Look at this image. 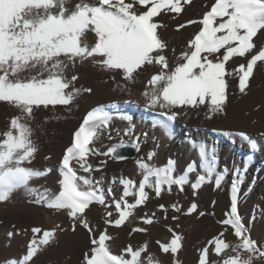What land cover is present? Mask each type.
<instances>
[{"label":"snow or ice","instance_id":"snow-or-ice-1","mask_svg":"<svg viewBox=\"0 0 264 264\" xmlns=\"http://www.w3.org/2000/svg\"><path fill=\"white\" fill-rule=\"evenodd\" d=\"M66 2L0 0V102L14 107L19 113L10 119V127L0 140V202L8 201L20 189L35 195L36 189L31 181L52 171H37L25 166L38 151L32 139L34 130L30 121L34 119L36 110L57 105L67 107L73 103L80 90L72 88V82L78 77L72 75L69 79L66 75L70 65L91 60L101 70L118 74L128 83H135L136 78L150 66H158L157 72L147 81L142 95L147 109L161 110V119L153 126L162 129L171 139L174 136L171 122L181 114H187L188 110L203 109L207 119L225 115L229 96L226 77L238 76L239 92L247 94L254 69L258 62H264V47L253 53L257 47L254 38L258 34L264 37V0H213L202 18L187 22L188 25L199 24L200 27L189 40L188 50L177 57L180 62L171 69L166 56L168 45L158 31L164 25L154 18L162 12L179 16L192 0H79L71 10L65 6ZM186 26L181 24L177 30ZM89 33L94 34L91 46L84 40ZM172 51L175 53V49ZM234 57H248L235 69V73L226 67ZM85 91L91 92V89ZM116 118L126 122L128 127L124 135L134 137L136 142L132 146L139 150L140 137L134 136V116L120 111L116 106L98 107L88 113L75 132L72 145L62 157L57 169L58 193L45 190V195L37 196L34 201L55 212H64L72 221V231L77 226L87 230L90 245L81 264H145L142 254L148 252V244L145 243L138 249L128 246L123 254H114L109 243L113 237L107 228L94 233L87 219L86 212L93 204L106 209L114 206L118 218L105 219L104 223L120 228L135 209L148 201L149 192L146 189H151L159 198L165 191L171 192L173 186L184 192L185 185H189L195 196L207 183H214V187L220 189L229 174L227 166L218 169L216 147L209 148L206 143H200L199 171L190 165L186 173L177 176L173 161L164 167L138 161L137 168L143 174L141 182L137 185L134 180L121 177L122 195L108 201L112 188L105 190L102 181L91 177L93 171L100 169L93 168L89 157L103 155L113 160L126 159L118 151L127 146L123 140L109 146L105 152L95 148V142L105 133L109 139L112 138L110 127ZM144 135L147 136L146 133ZM222 135L233 143L238 138L251 151L259 150L257 140L247 133L225 131ZM260 135L264 136V133ZM154 156L155 152H150L148 160ZM73 161L79 170L89 175H79ZM101 163L106 164L107 161ZM247 168V160L243 168L234 167L230 184V210L223 220L218 221L232 230L239 242L230 245L221 238L223 232L208 241V246L214 245L216 256H223L230 248L235 255L227 256L221 262H212L209 260V247L206 246L200 251L198 264H253L254 259H264V250L251 239L238 210ZM193 171L197 172L195 182L190 181L188 175ZM111 183H116L115 178ZM129 196L135 198L134 202H128L126 198ZM172 207L175 212L181 211L178 205ZM160 209L167 212L163 204ZM197 209L198 205L191 203L186 214ZM199 215L206 213L201 211ZM112 216V211H108L107 217ZM172 219L178 217L173 216ZM153 222V218L147 215L143 218L146 225ZM59 228L57 225L53 230L44 231L40 245L47 246L54 242ZM32 231L40 233L41 230L33 228ZM132 231L146 233L148 229L137 227ZM160 248L163 253H171L175 257L182 248V237L173 233L170 243L161 244ZM39 251L37 242L33 240L23 260L13 259L9 264H31ZM146 264H159V261L148 255ZM174 264H179V261H174Z\"/></svg>","mask_w":264,"mask_h":264},{"label":"bare ground","instance_id":"bare-ground-1","mask_svg":"<svg viewBox=\"0 0 264 264\" xmlns=\"http://www.w3.org/2000/svg\"><path fill=\"white\" fill-rule=\"evenodd\" d=\"M76 1L79 2V0ZM212 2L213 0H192L191 4H193L192 6L195 9L194 15L190 18L188 17L187 19L185 17L186 14L181 13L178 16L179 20H181L182 22L183 21L185 22L186 20L189 19L192 20L195 17H197L196 15H198L199 18L200 17L202 18V15L207 10H209L208 5H210ZM167 14L162 12L160 16L155 17L154 19L158 21L160 17H165ZM163 25L164 27L160 28L158 31L162 36V39L165 40L171 37L170 35L173 30L171 31L170 25L169 26H166V24ZM199 27L200 25L198 26L194 25L193 27L190 28L191 31L190 34L192 37ZM187 31L188 30L186 29V32ZM91 34L92 33L87 34L84 37V40L86 43H90L92 45L94 41V35ZM256 68L258 69H255V71L257 72L260 71L264 73V62L258 63ZM255 76L256 75H254L253 73V76L249 81V88H248V89L251 88L254 91L250 95L238 93L240 94L239 101L237 100L235 101V99L234 101L233 100L231 101V99H233V96L236 95H234L235 88L233 87V83H232L233 80L228 78L229 96L226 106V114L221 116L219 115L218 117H213L212 119H207L203 115L204 114L203 109L195 110V111L188 110L187 117H185L183 114L177 117L175 121L176 126L172 128L174 132V136L171 139H169L164 134L162 129L153 126V124L157 120L161 119L158 116L161 110L158 108L157 109L145 108L143 106L145 105V101L141 99L140 96H135L133 99L134 101L139 102V104L141 105H138L135 102L133 103L132 101L131 102L126 101L127 99L128 100L130 99L129 97H122L121 100H119L121 102H114L118 100L117 98H115L116 96L114 97L103 96L102 98L103 100H99V98L96 99L94 94L92 96L83 93L77 95L76 98L74 99L75 101L74 104L77 106V114H76L77 118L71 124L70 132L72 135L74 131L75 132L78 131L83 123V120L86 118L88 113L101 106H116L120 111H127L128 113L134 116V120H133L134 136L140 137L139 150H137L134 147L136 151H138L135 157L133 158L126 157V159L124 160H113L110 157H106L103 155H93L89 157V163L93 166L94 169L98 168V166L103 167L101 168L102 170L93 171L91 173V177L94 180H100V178L101 179L104 178L107 181L106 183L108 184V188L111 187L112 190L116 189L119 191L117 192V195L120 193L119 197L123 193V186L119 183V179L121 177L130 178L134 180L137 183V185L143 179V174L137 168L138 161H145L154 167H164L168 164L169 161H173L176 170L175 174L178 176L180 174L186 173V170L190 165L195 166L199 171L200 157L198 152V145L200 143H206L209 146V148L215 146L218 155V169H223L225 166H227V168L229 169V174L226 177L225 181L222 182V186L220 189H216L214 187V183H207L204 184L199 189L197 194L194 196L192 194V189L190 188L189 185H185V191L183 193L178 192L176 190L177 187L173 186L174 190H172L170 194L167 191H165L164 193H162L161 197H159L163 201L158 199H153L154 193H152L151 189H146V191L149 192V199L145 204L138 207L142 211L148 208L149 210L154 212L155 203L158 205L163 204L167 206L172 199L173 201L182 204L181 206H179V203H177L178 206L182 208V210L185 205L196 203L198 205V210L196 212L191 213L192 215L190 216L187 215L185 217L187 219V222L189 223V231L192 230L197 225L196 229L192 233V239H191L192 244L196 242L198 235L200 234L204 235V232H206V229L209 227L207 225L208 222H211V227L213 228L214 231L216 230L218 231L220 226L217 221L223 220L225 218V213L230 210V184L232 180V171L236 166H240L241 168H243L244 161L247 160L248 168L243 176L238 210L242 222L245 224V226L248 229L251 239L254 241L258 240L263 247L264 246V136H261L260 134L264 133V80H260L258 77ZM103 86L106 87L107 85H103ZM122 99L123 100L126 99V100L123 101ZM31 127L33 128V130H35L33 125ZM127 127L128 125L126 124V122L121 121L118 118L114 119L110 127L112 138L109 139L108 134L105 133L100 140L95 142V148L99 152H105L108 150L109 146L114 145L121 140L124 141L125 145L133 147L132 144L136 142L134 137H128L124 135V131L126 130ZM225 131L247 133L250 137L257 140L260 146L259 150L251 151L249 146L246 143L242 144L238 138L236 139L235 143L231 142L227 137L222 135V133ZM145 133L147 134L146 137L144 135ZM72 142H73L72 138H68L62 144L55 158H53L52 160L40 162L37 161L39 160L37 159L31 161L30 163H27L25 166L30 169H34L37 171L52 169V171L43 179H41L40 177L33 179L31 181V185L33 186L34 189H36L35 195H29L25 190L20 189L14 192L10 197V199L14 198V199H18L19 201L35 203L34 201L37 196L43 197L45 195V190H50L52 193H58L59 173L57 169L61 163L60 160L61 157H63V155L65 154L64 151L72 145ZM194 145L196 146L194 147ZM150 152H155V156L149 161L148 154ZM105 160L107 161V163L102 164L101 161H105ZM72 164L73 167L77 168L79 175H84V176L89 175L88 173H84L82 170H79V167L78 165H76L75 161H73ZM188 175L190 181L192 182L196 181L197 178L196 171H193ZM113 178H115L116 183L110 184L109 182L110 181L112 182ZM105 190H107V185ZM113 194L114 192L112 191V195ZM110 198L108 196L107 200ZM126 199L128 200L129 203H132L134 202L135 198L129 196ZM32 208L31 210H27V212H23L19 210L15 212L12 211L14 222H16L18 225L16 229L14 228L15 230L13 229L14 234H12L11 238L5 237V241H7L8 244L10 243V246L8 245V247L5 248V251L3 249L4 254H7L8 257L10 258H13L11 256L14 257L17 256L16 252H20V251H23L24 256L27 255L29 250V246H27V244L29 243L31 244L33 240L37 241L39 234V233H34L32 231L33 228H39L41 230V228L45 225L46 228L48 227V225L51 227L54 226L55 228L57 225H61L60 219H56L58 215H53L54 212L52 210L46 209L44 206L43 208H41L42 209L41 211H39L35 207L33 209ZM209 209H212L213 212L215 211V213H217L216 218L210 214L211 210ZM100 210H101L100 205L93 204L90 207V209L86 212L87 219H90L92 217L93 218L101 217ZM199 211H205L208 215H204L202 219H198L196 217V214ZM58 213L65 214L64 212H58ZM93 220H95V218ZM133 223L136 227L141 226L149 229L153 227V225H151V227L149 226L147 227L146 225H139L137 218L134 219ZM125 226L126 225H123L119 229L123 230L126 228ZM6 228H8V226H6ZM224 230L228 231L231 236V238L227 236V238L224 239L226 242H228L230 245L231 242H235V241L237 243L239 242L238 238L235 237L232 230L227 228H224ZM134 236L138 237L140 236V233L139 232L134 233ZM183 248L184 246L182 245L181 249ZM185 250H187L188 252L187 258L193 256L194 251L190 250L189 248H186ZM78 252H79V247H77V245L72 244L69 245V247L60 248L57 251H53L52 253H54V256L58 257L59 259L60 256H65V255L67 256L68 254H72L73 257L74 256L76 257ZM228 252L232 255H235L234 252H231V248L229 249ZM228 252L225 254H228ZM160 255L165 257L169 256V255H165L162 252H160ZM199 255H200V251L197 252L198 257ZM24 256L22 255V257ZM170 258L172 257L170 256ZM38 260L42 261L41 258H39Z\"/></svg>","mask_w":264,"mask_h":264},{"label":"rangeland","instance_id":"rangeland-1","mask_svg":"<svg viewBox=\"0 0 264 264\" xmlns=\"http://www.w3.org/2000/svg\"><path fill=\"white\" fill-rule=\"evenodd\" d=\"M75 1L76 0H73V1L67 0V3L65 6L69 10H71L73 6L76 3H78V1L76 2ZM192 5L193 4L186 5L185 11L183 12L186 14L185 17L187 19L188 17L190 18L194 15L195 9ZM196 16L197 17H195L192 20H198L201 18V17L199 18L198 15ZM190 20L191 19L186 20L185 22L184 21L182 22L181 20H179L178 16L175 13H169L165 17H160L158 19V22H162V24H166V26L170 25L171 31L173 30L170 35L171 37L167 38L169 41L167 39L164 40L168 45L166 56L169 60L170 69L173 68L178 62H180L177 60V57H179L183 51L188 50L187 44L189 40L192 38L190 34L191 33L190 28L193 27L194 25L196 26L199 25V24L188 25L187 22ZM181 24H185L187 26L177 30L178 26ZM186 29L188 30L187 32H186ZM184 32H186L187 34ZM91 35H94V34H91ZM254 43L257 45V47L253 50V53L257 52L259 48L264 47V37H261L258 34L257 37L254 38ZM88 44L91 46L90 43ZM172 49H175V53H173ZM96 59H99V58H96ZM247 59L248 57H234L231 61L228 62V65L226 67L229 69V71L235 73V69H237L241 63H245ZM258 63H263V62H258ZM89 64H90V67H89ZM255 69H258V68H255ZM255 69H254V75H256L255 77H258L260 80H264V73L260 71L257 72L255 71ZM157 70H158V66H150L147 71L142 72V74L136 78L135 83H128L125 80H123V78L120 75L103 71L97 65L93 64L91 60H86L83 63L77 62L75 66L70 65L69 68L67 69L66 75L68 76L69 79H71L72 75H75L78 77L75 81L72 82V88L80 90L79 94L83 93L89 96H92L94 94L96 99L99 98V100H103L102 99L103 96H107V97L116 96L115 98H117L118 100L114 102H121L119 100H121L122 97H129L130 98L129 100L128 99L127 100L125 99V100L128 102L132 101L133 103L135 102L136 104L141 105L139 104V102L134 101L133 98L135 96H140V98L145 101L142 93L146 89L147 81L150 79L151 75L157 72ZM228 78L233 80L232 83H233V87L235 88L234 95H236V96H233V99H231V101L232 100L234 101V99L235 101L236 100L239 101L241 93L239 92V88H238V76L232 75L230 77H226L227 80ZM103 85H107V86L104 87ZM86 89H91V92L85 91ZM246 91H247V94L245 95H248V94L250 95L252 94L254 90L250 88ZM74 102L75 101H73V103L67 107L57 105L55 107L49 106L46 109L42 108V109L35 111L34 119L30 121V124L31 126L33 125L35 129L34 130L35 136L33 135L32 139L35 141L36 145L38 146V151L31 161L37 160V159H39L37 161H40V162L52 160L53 158H55L62 144L68 138H72L73 140L75 131L71 135L70 129H71V124L77 118V115H76L77 106L74 104ZM143 106L145 107V105ZM18 114H19L18 111L14 107L9 106L6 103L0 102V139L1 138L3 139L2 134L5 133L9 129L10 119L12 117L17 116ZM183 115L187 117V114H183ZM203 115L205 116V114ZM218 116L219 115L214 116V117H218ZM36 137H37V140H36ZM137 153L138 151L136 152V155ZM60 160H62V157ZM101 168L103 167L98 166V169L102 170ZM45 176H42L41 179L45 178ZM100 181H102V186L106 188V185H107V189H108V184L106 183L107 181L104 178L102 179L100 178ZM109 183L112 184L111 181ZM176 190L180 192L178 188ZM112 191L114 192V194L112 196H109V198L110 197L113 198V196L116 198H119L120 193L117 195V192L119 191L116 189ZM168 193L170 194V192ZM180 193H183V192H180ZM153 197H154L153 199L162 200L161 198L155 197V195ZM111 198L108 199V201L112 200ZM177 203L179 202H175L172 199L171 202L167 206L164 205L165 208L167 209V212L162 211L160 209V204L158 205L156 203L154 204L155 205L154 212L149 210L148 208H146L143 211L139 208L135 209L132 216H130L129 219L125 222L124 225H126L125 226L126 228L123 230L104 223L105 219L118 218V213L115 211L114 207L110 209H106L103 206H100L101 207V210H100L101 217L99 218L94 217L95 220H93L94 218L92 217L93 219L90 218L88 220H89L90 225L94 229V233L102 231L103 229L107 228L109 234L113 237V239L110 240L109 243L111 245V250L113 251L114 254H123L124 250L128 246L133 247V249H138L139 247L147 243L148 252L142 254V258L145 259V264H146V257L148 255H152L155 261H159V264H174V261L176 260L179 261V264H198L199 257L197 256V252L201 251L203 248L208 246L209 240L219 236L221 232L224 233V235L221 237L222 239H226L227 236L231 238V236L228 231L224 230L225 226H223L222 224L219 223L220 227L218 231L217 230L214 231L213 228L211 227V222H208L207 225L209 227L206 229V232H204V235L202 234L198 235L196 242L192 244L191 242L192 233L196 229L197 225L192 230L189 231V223L187 222V219L185 218L187 215L189 216L192 215V214H186L187 209L190 207L191 204L185 205L183 210L181 208L180 212H175L172 206L174 204L178 205ZM181 205L182 204L179 203V206ZM32 207L37 208L39 211H41L42 210L41 208H43L42 205H39L33 202L19 201L18 199H14V198L6 202L0 203V236H1L0 237V264H9V262L13 259H16L18 261L23 260V257H22V255L24 256L23 251L16 252L17 256L15 257L11 256L13 258L8 257L7 254H4L5 248H7L8 245L10 246V243L8 244V242L5 241V237L11 238L12 234H14L13 229L14 228L16 229L18 225L16 222H14V217L12 215L13 212L18 211V210L27 212V210H31ZM209 210H211L210 214L216 218L217 213H215V211L213 212L212 209H209ZM52 211L54 212L53 215H58L56 219H60V222H61V225H59L60 228L57 229V237L54 242L50 243L47 246L40 245V241L43 238V232L53 230L55 229V227L54 226L51 227L48 225V227L46 228V225H45L41 228V231L38 234L39 239L37 238V241H36L38 243L37 246L40 248V252L35 256L34 258L35 260L33 259L31 261V264H81L82 258L85 252L88 251L89 245H90L89 235H88L87 230L83 229L80 226H77L76 230L72 231L70 227L72 224L71 219L63 213H58V212L55 213L54 210ZM108 211H112L113 213L112 217H107ZM199 212L196 214V217L198 219H202L203 216H200ZM145 215L149 217L151 216V218H153L154 220L152 224L153 227H151V225H146L143 223V218L145 217ZM206 215L208 214L206 213ZM173 216H177L178 219H175V220L172 219ZM136 218L138 220L139 225H146L147 227L148 226L151 227L150 229L147 228L148 231L146 233L139 232L140 236L138 237L134 236V233H137V232L132 231L134 228H137L133 223L134 219ZM6 226H8V228H6ZM138 227H141V226H138ZM60 229H63V230H60ZM169 229H171V231H169ZM173 233L180 235L182 237V245L184 246V248L180 249L179 252L175 255V257L171 253H164L165 255H169L166 257L160 255V252H162L160 245L170 243ZM255 242L257 243L258 247L261 248V250H264V246L262 247V245L259 243L258 240H255ZM29 244H27V246H29ZM72 244L77 245V247H79V252L76 255V257L75 256L73 257L72 254H68L67 256L66 255L60 256L58 259V257L54 256V253H52L53 251H57L60 248L69 247V245H72ZM235 244H237L236 241L231 242V245L234 246ZM208 247H209L210 261L212 262H221L223 258L227 256H232V254H230L228 250L227 251L228 254L218 257L214 254V245L208 246ZM186 248H189L190 250L194 251V254L192 257L187 258L188 252L187 250H185ZM20 254L22 258L20 257ZM170 256L172 258H170ZM39 258H41L42 261L38 260ZM126 258H130V257L126 256ZM253 264H264V259H260V258L254 259Z\"/></svg>","mask_w":264,"mask_h":264},{"label":"water","instance_id":"water-1","mask_svg":"<svg viewBox=\"0 0 264 264\" xmlns=\"http://www.w3.org/2000/svg\"><path fill=\"white\" fill-rule=\"evenodd\" d=\"M120 154L124 155L125 157H135L136 156V149L134 147L131 146H125L121 149L118 150Z\"/></svg>","mask_w":264,"mask_h":264}]
</instances>
